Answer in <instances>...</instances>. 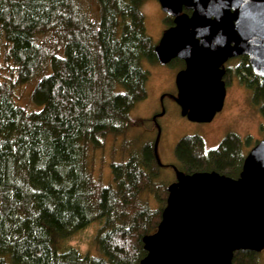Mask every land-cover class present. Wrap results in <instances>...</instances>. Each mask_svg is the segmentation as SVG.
<instances>
[{
  "label": "trees",
  "instance_id": "1",
  "mask_svg": "<svg viewBox=\"0 0 264 264\" xmlns=\"http://www.w3.org/2000/svg\"><path fill=\"white\" fill-rule=\"evenodd\" d=\"M147 1L0 0V264H139L145 256L141 239L156 231L172 183L159 180L154 143L112 163L107 186L88 164L108 137L142 124L130 113L147 96L144 64L157 63L141 10ZM172 21L163 13L162 33ZM48 35L57 43L48 46ZM242 62L264 102V79ZM245 142L227 133L206 150L201 137L184 136L174 167L237 178ZM100 219L99 257L65 246ZM233 264H257L255 253L235 252Z\"/></svg>",
  "mask_w": 264,
  "mask_h": 264
},
{
  "label": "water",
  "instance_id": "2",
  "mask_svg": "<svg viewBox=\"0 0 264 264\" xmlns=\"http://www.w3.org/2000/svg\"><path fill=\"white\" fill-rule=\"evenodd\" d=\"M157 1L173 25L154 45L155 59L161 66L183 62L175 77L180 114L211 122L223 108L229 60L246 57L251 73L264 79V0ZM158 138L159 129L153 153L163 166ZM172 169L175 181L156 231L141 239L139 264H233L235 252L264 249V140L248 151L237 178Z\"/></svg>",
  "mask_w": 264,
  "mask_h": 264
},
{
  "label": "rangeland",
  "instance_id": "3",
  "mask_svg": "<svg viewBox=\"0 0 264 264\" xmlns=\"http://www.w3.org/2000/svg\"><path fill=\"white\" fill-rule=\"evenodd\" d=\"M95 9L94 5L85 8L92 19H94L92 14ZM141 10L145 16L147 33L152 42L156 43L164 30L163 13L159 4L157 0H148L143 4ZM46 39L48 46L52 42L57 43L51 38V35H48ZM244 59V57H238L225 64L227 70L223 81L226 87V96L223 108L208 123L188 121L181 116L180 109L174 101L175 77L184 65L161 66L157 63H145L143 67L149 75L146 86L147 96L137 103L130 113L133 120L140 119L142 124L130 129L125 137H108L106 139L101 151L96 152L93 157L91 156L88 164L93 179L101 186L110 185L111 164L123 162L120 159L123 157L127 159L128 152L135 153L144 142L155 143L158 129L159 138L157 139L156 152L163 165L159 180L164 183L175 181L172 166H176L178 162L174 156V149L177 142L184 136L197 135L201 137L205 149L211 150L218 146L227 133L235 134L241 143L248 139V144L243 143L242 148L245 157L254 144L264 140V115L262 113L264 102L255 98L253 88L247 84L249 78L244 76V72L241 73L242 61H246ZM231 77H233L232 81ZM28 90V87L18 88V91L23 95H26ZM154 117H156L155 122L152 120ZM133 140L137 143L129 145ZM122 144L127 146L121 147ZM113 148L115 149L113 150ZM149 202L152 208H156V203L152 198ZM103 224V219L92 222L83 230L71 235L65 241V246L76 248L82 255L87 253L93 257H99L95 236ZM255 259L257 264H264V249L260 253H255Z\"/></svg>",
  "mask_w": 264,
  "mask_h": 264
},
{
  "label": "flooded vegetation",
  "instance_id": "4",
  "mask_svg": "<svg viewBox=\"0 0 264 264\" xmlns=\"http://www.w3.org/2000/svg\"><path fill=\"white\" fill-rule=\"evenodd\" d=\"M246 58V57H245ZM234 59H236V58H234ZM231 60H233V59H231ZM231 60H229L227 63H229ZM246 61H247V58H246ZM226 63V64H227ZM231 71H232V69L231 68H229ZM227 70V69H226ZM232 79H233V77H231V81H232ZM260 253V252H259Z\"/></svg>",
  "mask_w": 264,
  "mask_h": 264
}]
</instances>
